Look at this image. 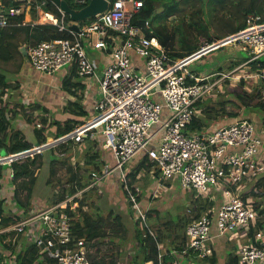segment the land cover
Returning a JSON list of instances; mask_svg holds the SVG:
<instances>
[{"label":"built area","instance_id":"built-area-1","mask_svg":"<svg viewBox=\"0 0 264 264\" xmlns=\"http://www.w3.org/2000/svg\"><path fill=\"white\" fill-rule=\"evenodd\" d=\"M73 1L82 4L87 0ZM108 1L107 9L74 30L70 26L72 20H66V12L54 0H0V27L48 23L69 33L66 37L25 46L33 67L48 74L66 66L75 67L77 73L86 78L87 87L93 79L98 82L94 116L47 147L70 140L81 143L87 136L92 139L100 136L102 148L108 150L113 159L112 162L107 160L100 171H91L90 182L63 202L42 209L37 206V211L0 232L13 229L19 234L25 226H33L27 234L40 245V258H52L57 264H92L89 246L84 237L76 238L72 233L71 216L65 207L85 189L99 187L103 179L118 171L135 216L145 220L147 213L138 200L140 187L136 185L135 191H131L127 185L128 165L145 152L159 168L154 196L155 191L164 186L165 178L174 177L182 189H195L201 198L213 200L187 224V240L182 249H172L171 253L210 256L214 253L212 241L215 238L243 236L245 239L235 251L237 264H264V226H258V220L264 223V214L257 213L250 196L243 198L240 194L245 176L256 177L264 171L263 131H258L249 118H235L217 128L186 131L198 112L196 103L220 90L224 78L238 80L245 76L261 78L264 82V68L246 74L236 72L264 54L261 16L250 13L246 16L245 28L224 39L204 41L193 53L176 57L158 36L147 35L142 26L133 23L134 15L145 0ZM50 3L58 13L48 9ZM33 13L35 18H32ZM227 44L249 52L242 65L222 71L214 79L209 74H195L189 69V62ZM89 46L100 49L108 58L100 74L88 56ZM40 144L0 155V163L33 155L48 145L46 141ZM235 184H239L237 189H233ZM158 248V264H164L166 248L161 244Z\"/></svg>","mask_w":264,"mask_h":264},{"label":"trees","instance_id":"trees-1","mask_svg":"<svg viewBox=\"0 0 264 264\" xmlns=\"http://www.w3.org/2000/svg\"><path fill=\"white\" fill-rule=\"evenodd\" d=\"M71 7L80 8L87 4L89 0L85 3L78 4L73 0H67ZM189 0H183V2H187ZM157 1L155 0H145L144 5L141 10L134 15L133 23L140 25L144 28L147 35L155 34L161 40V42L168 48L170 47L171 40L174 37V31L169 30L166 25L159 23L154 26L151 21L146 20V16L150 15L154 10L159 8L160 4L157 5ZM166 7H164L165 11H168L167 15L177 14L175 11L179 10L177 7V2L174 0H167L165 2ZM48 9L53 10L58 13L56 7L49 4ZM230 14L228 20L230 18H235L236 22H233V27L230 32L225 34L224 38L229 37L228 34H232L234 32L239 31L246 27V16L248 14H258L261 16V22H264V0H239L237 4L233 6V8H229ZM233 10V11H232ZM163 12V14L165 13ZM159 13V12H157ZM199 13L201 16V20L204 18V9L199 5V7L194 9V14ZM36 14L33 13L32 18H35ZM92 17H88L82 21H79L78 24L82 25L83 23L90 20ZM192 19H194V24H198L200 21H196V17L193 15ZM66 20L70 21L71 18L69 14L66 13ZM234 20V19H233ZM203 24V23H202ZM198 25V28H201V25ZM152 29V33L150 32ZM201 30V29H200ZM24 33V41L30 44H35L44 39H51L56 37H66L69 36V33L66 31H59L57 27L53 24L48 23H36L33 26L30 24L24 26H8V27H0V58L4 60H10L14 57V51L17 50L18 44V34ZM198 38H201L206 41H212L216 38L211 34H199ZM228 35V36H226ZM223 37V36H222ZM218 38V37H217ZM184 43L185 53L173 52L169 53L173 56L184 57L189 55L200 48L201 42H190L187 38L182 37ZM32 42V43H31ZM26 45V46H27ZM206 53L205 55L209 54ZM203 55V56H205ZM246 59V58H245ZM244 59V60H245ZM242 60V61H244ZM241 61V62H242ZM241 62H237L240 64ZM231 66L228 70H232L238 66V64ZM260 64L257 66V64ZM251 69L247 73H251L254 70L261 71L264 68V60L261 57L251 62ZM221 70V69H220ZM226 72V71H224ZM80 75L77 73L75 67H72L70 71L63 77L62 79V88L67 90L70 94L74 96V100L69 101V103L75 106L72 109L79 117L88 116L86 109L81 105V101L83 98V92L85 88V84L81 81ZM220 76V73L216 75L214 78ZM251 77L241 76L238 80L233 81L231 78H224L222 81V88L217 90L210 95H207L201 101L196 103V107L198 108V112L194 114L192 120L186 126L187 132L201 131L204 129L217 128L221 125H214V127H210L214 121L218 122V118L221 116H229L231 118L230 122L235 118H249L255 125L258 131H263L262 135L264 138V126L261 128L259 123L257 124L252 117H248L241 112V116L238 111L225 110L222 109L219 111L215 109L211 104L205 102L207 99H211L218 95V93H226L230 102H234L235 104L242 106L243 108L249 110L252 107H257L258 109L264 110V82L261 78L257 79V81H251ZM234 83V84H233ZM6 84V79L3 74H0V149H4L7 153L18 152L32 146L29 139L24 134L25 132L16 128L13 125L12 117H10V109L12 108L11 104L6 103V99L3 98L5 93V87L1 85ZM257 98V101L252 103L254 99ZM213 105V104H212ZM37 106V105H36ZM34 105L33 109L36 107ZM23 109V108H22ZM28 110L23 111V118L25 119V124H29L36 135V138L39 142L46 141L48 131L51 125H55L57 131L55 132V136L59 137L66 132H69L80 126L85 121L83 119L77 118H66L64 120H50L45 114H31L30 108ZM17 107L14 109V114H17ZM42 110H47L46 107ZM222 112V114H221ZM13 114V113H12ZM260 122L264 124V113L260 115ZM256 120V119H255ZM37 123H40V126H37ZM223 125V124H222ZM84 142H86L85 146V160L88 164L93 165V169L100 171L102 168L103 161L101 162L100 157V149L102 150V137L101 139H92L87 136L84 138ZM67 144H70L69 146ZM73 144L76 142L70 140L68 142H64L58 144V148L61 150V154H53V147L49 148L52 152V155L49 158V171L50 177L46 178V183H50L52 178L56 176L57 170V162L62 163L66 166L68 164V170L72 173L70 178L67 180L70 182L69 187H61L59 186V191L57 192L56 202H60L64 200L67 196H70L77 192L79 189L84 188L86 186V182L83 180V177L80 176L79 171L73 169L70 160L71 155H68V152L73 149ZM142 155V156H141ZM141 156V157H140ZM69 157V158H68ZM137 161L136 164L127 172V185L128 189L131 191H135V186L139 179L142 177L143 172L149 173V171L154 169L153 179L159 174V168L156 165V162L153 161L147 153H140L134 161ZM44 157L43 152H36L33 155H28L8 163L12 172V187L10 196L15 201V207L8 206L6 204V198L0 197V229L5 228L11 224H14L21 219L30 215L32 212L33 199L35 195V184L38 179V171L43 165ZM7 163H0V178L3 176V169ZM243 183L245 186L240 189V194L243 198L251 197L252 204L255 207L257 213L264 214V171L260 172L256 177H252L251 175L245 176L243 179ZM123 185V184H122ZM239 184L233 185V189H237ZM55 188L52 190L54 192ZM52 192L53 196L54 193ZM124 193L129 202V211H132V202L130 201L129 194L127 189H124ZM141 194L143 195L142 190L138 195V199L140 200ZM55 198V197H54ZM55 199H53L54 201ZM72 201L77 202V205L72 208V203L70 202L67 207H65L66 211L71 216L72 222V233L76 238L84 237L86 244L88 246L93 245L97 246L99 242H102L103 239L106 242L112 243L117 252L121 251V247H123V243L126 241L127 244V229L124 228V218L119 213L110 212L108 215L103 216L101 213L97 212L94 216L92 213L88 212L84 209L85 202L83 199L75 197ZM213 203V200L201 198L199 195L195 196V199L191 201V210L193 211V215L190 217L185 215H176L171 217H166V221H162L159 209L157 207H152L151 212L149 211L146 215V219L142 220L141 218H137L135 216L134 223L137 225L135 229V241L136 245L133 249V252H130V259L126 261V263L122 264H158V244L163 245L166 248V252L163 254V263L164 264H178L179 258L185 256L186 259L191 258V254L186 255H174L171 253L172 249L180 250L185 245L187 236L185 233L187 224L194 218L199 216L203 210H205L209 205ZM133 216V211L132 214ZM172 215V214H171ZM171 217V218H170ZM137 219V220H136ZM147 219L151 221L154 220L153 226L154 230L149 227ZM259 227H263L264 223L261 220H258ZM143 225V226H140ZM109 229L112 230V233H109ZM4 232V233H2ZM0 232V238L4 241L5 249L9 250L8 256L11 257L10 264H57V262L52 258H40V245L36 242H33L28 238V235L25 237L28 239L29 244L18 252L14 251L16 244L20 241V235L14 239V235L16 234V230L10 229ZM22 235V234H21ZM122 239V241H121ZM14 240V241H13ZM121 241V242H120ZM124 245V246H125ZM131 246V245H130ZM99 249V248H97ZM1 251V250H0ZM2 255V252H1ZM7 254L5 253V256ZM92 264H121L118 263L119 255L112 256L109 259H106L105 256L100 255L99 257L90 256ZM209 257V256H205ZM212 263L216 262L215 255L209 257ZM238 256L235 253H227L225 264H237ZM0 264H5L1 262Z\"/></svg>","mask_w":264,"mask_h":264},{"label":"rangeland","instance_id":"rangeland-1","mask_svg":"<svg viewBox=\"0 0 264 264\" xmlns=\"http://www.w3.org/2000/svg\"><path fill=\"white\" fill-rule=\"evenodd\" d=\"M156 1L158 2L157 5L160 4L159 8L163 7V9L157 11L159 13L153 10L150 15L146 16V20L151 21L154 26L163 22V24L166 25V27L169 30H173L174 37L171 40V44H169L170 47L168 48L170 49V51L180 52L183 54L185 53V51L182 50L184 49V43H183L184 39H182V37L187 38L188 40H191L190 42L195 43L198 41V39L199 41L201 39L198 38V36H201L199 34H211L213 35L214 38H217L222 36L224 37L225 34L230 32L233 27V22H236V20L234 17L228 20L229 14L231 13L229 8H233V6L239 2V0H189L187 2H183V0H174L175 2H177V7L179 10L175 11V13L177 14L167 15L168 11H165L164 9V7H166L165 2L167 0H156ZM199 5L204 9L205 12L203 20H201V16L199 13L194 14V9L199 7ZM164 11L165 13L163 14ZM193 15L196 17V21H200L198 24H194V19H192ZM199 24H202L200 28L201 30L198 28ZM204 41L206 40L203 39L200 42L203 43ZM18 45L21 46L20 43H18ZM229 57H230L229 61L226 62V59ZM231 57L233 58L231 59ZM247 57H249V52L244 51L242 49H238L233 44H227L210 51V53L205 56H201L189 62L188 67L194 69L195 71L200 72V71L209 70L211 67H213L219 62H221L222 64L226 62L225 63L226 65L223 66L225 68L222 69L224 71H228V69L231 66L235 65L237 62L238 63L241 62ZM261 59L264 60V54L262 55ZM20 61H22L19 65L20 73L29 72L32 76H35V79L36 80L38 79L37 85H41V84L45 85L47 81H50L54 77V75L58 74V72L60 71V70H56L55 72L48 74L36 69L35 67L32 66V64L29 61L25 60L24 55L21 54V51H17L11 60H4L0 58V74H3L5 76L6 83H10L7 87V91L8 92L15 91L13 94L15 98L16 96L22 97L25 90L21 87L20 82H19L20 85H18V81H15V79L18 77L17 66ZM244 66H249V65L244 64ZM236 72H241V70L240 71L237 70ZM98 73H100L99 70ZM250 80L257 81L256 78H251ZM233 81H235V79H233ZM54 88L55 86L52 87V89ZM225 94L220 92L218 93L217 96L211 99H207L205 100V102L211 104V106H213L215 109H218L219 111H221L222 109L238 111L240 116H241V112H243L244 115H247L248 117H252V119L257 124L259 123V125H261V128H263L264 124L260 122L261 120L259 117L260 115H263L264 110L258 109L257 107H252L251 109L247 110L242 106L235 104L234 102H230L229 99H232L233 96H231V98H228L229 95L226 96ZM12 98L10 99L13 100L12 103H14L15 98L13 96ZM256 101L257 98L254 99L252 103ZM22 104L26 107L29 106V104H27L26 101L22 102ZM13 116L15 118L16 116L19 115L17 113L16 115ZM21 116L23 118V113ZM89 116L90 115H88L87 118H89ZM218 120H219L218 122L214 121L210 127L212 126L214 127V125L216 124L222 125L227 122H230L231 118L229 116L223 115L219 117ZM86 145H87L86 142L73 144V149L68 152V155L69 156L71 155L69 161L74 167L73 169L79 171L80 176L83 177V180L86 182L87 185L91 180L90 173L94 169H93V165L88 164L85 160L86 155L84 151ZM55 147L58 148V146ZM263 147H264V141H263ZM41 152H43L44 161L42 167L38 171V179L35 184V195L37 197L35 201H33L34 205L32 208V212L37 211V206H40L38 208L42 209L45 206H50L54 204L56 202V198L58 197L57 192L59 191V186L66 188L69 187L71 184L70 182L67 181L72 174L68 170V164H66L65 166L60 162L56 163L57 164L56 176L52 178V181L50 183H46V178L50 177L49 155L51 154V150L48 148L42 150ZM6 153L7 152H5L4 149H0L1 156H5ZM100 157H101V162L103 161V164L107 160L109 162H112V158L111 157L106 158L103 150L101 149H100ZM136 162H137L136 160L132 161L128 165L127 172L130 169V167L136 164ZM5 167L8 168V166ZM152 177L153 175L151 170L149 171V173L143 172L142 177L139 179V182H137V185L140 187V191L142 190L143 195L145 193H148L149 195V192L151 193L153 191V187L156 184V182L155 180L152 179ZM168 183H170V185H168ZM98 186L99 187H91L85 189L83 192L79 194L78 198L83 199V201L85 202L84 209L92 213L94 216L96 215L95 213L97 212L101 213L103 216L108 215L110 212L119 213L121 216H123L124 218L123 220L125 222L124 228L127 229L128 241L126 245H125L126 243L125 241L123 243V247H121V251L117 252V249L114 248L112 243H109L107 241L105 242L103 239V241L99 242L97 246L96 245L89 246L90 249L89 254L90 256H95V257H99L100 255H102L105 256L106 259H109L112 256H115L116 254V256L119 255L120 260L122 259L124 260L125 257H127L128 259L129 250L130 252H133V249L136 245L135 229L137 225L134 223L135 210L131 206L133 211V216L131 215L132 211L128 210L129 202L124 193V189L126 188L125 183L122 181L121 177L119 176V172L117 171L114 172L109 177L103 179L98 184ZM54 188L55 190L53 192L52 190ZM165 189L167 190L164 191ZM52 192L54 193V196ZM196 195H198V193L195 189L184 190L181 188L178 181L174 182V177H168L164 179V186H161L159 190L155 191L156 197L152 196V194L149 195L150 197L149 202L152 203L150 204L151 208L157 207L159 209L162 221H166V217H169L168 215H170L173 218L176 215H185L191 218V216L193 215V211L191 210L192 209L191 201L192 199H195ZM53 199L55 200L53 201ZM11 200L13 201L12 198ZM63 201L64 200L60 202ZM71 203L73 207L77 205L76 202L74 201H72ZM67 205H69V203ZM141 208L142 210L146 211V213L150 209L149 206H145ZM188 209H190V211H188ZM147 221L149 227L152 228L153 231H155L153 226L154 220L151 221L150 219H147ZM109 233H112V230L109 229ZM237 233H239V230H237ZM244 239L245 237L243 236L230 237L228 235H223V236H219L218 238H215L212 241L214 255L216 258L215 263H212L211 260L209 259V257H211L212 255H210L209 257H202L194 254L191 256L190 259H186L185 256H182L181 258H179L180 262L178 264H225L227 253L230 252L235 253L239 243ZM129 243H132L133 246H128Z\"/></svg>","mask_w":264,"mask_h":264},{"label":"crops","instance_id":"crops-1","mask_svg":"<svg viewBox=\"0 0 264 264\" xmlns=\"http://www.w3.org/2000/svg\"><path fill=\"white\" fill-rule=\"evenodd\" d=\"M29 17L30 16H27V18H29ZM22 26H24V25H22ZM17 33H20V31ZM228 35H230V34H228ZM17 37H18V43H20L21 46L17 44V50L14 51V55L17 51H21V54L24 55L25 60L28 61L26 51H25V46L27 44H29L28 43L29 41L28 42L24 41V39H23L24 33H22V32L20 34H18ZM218 38H223V37H218ZM19 47H20V49H19ZM87 52H88L89 58L92 59L94 64H95L96 72L98 73V70H99L101 73V71H102V69H103V67H104V65L108 59L106 56V53H103V51H101L100 49L91 48L90 46L87 47ZM232 58L233 57H231V59ZM229 59H230V57L226 59V62H228ZM21 62L22 61H20L18 63V66H17L18 67V71H17L18 77L15 79V81H18V85H20V83H21V87L23 89H25L23 96L22 97L16 96V98H15V96L13 95L15 91L8 92L7 87L10 83H6L5 85H1V86L5 87V90H6L4 95H3V98H5L7 100L5 102L12 105L11 106L12 108L10 109V117H12L13 125L16 126V128L22 129L25 132L24 134L26 135V137L28 139L30 137H32L34 130L29 124H27V123L25 124V119L22 118V116H21L24 110H28L27 108L32 109L31 114H35V115L36 114H45V115H47L49 121L54 120V119L64 120L66 118H77V119L79 118V119H83L84 121H86V120L88 121L89 119H91L94 116V113L96 111L95 103H96V99L98 98V95H99L98 94V87H97L98 82L97 81H95L93 79L91 81L90 85L87 87L86 86V78L79 76L81 81L85 84L81 105L86 109L88 115H90L89 118H87L88 116L79 117L74 112H72V109H74L75 106H73L69 103V101H72L75 99L74 96L72 94H70L67 90L62 88V79L70 71V69L72 67L66 66V67H63L62 69H59L60 71L58 72V74H55L54 77L50 81H47L45 85H43V84L37 85L38 79L36 80L35 76H32L29 72L20 73V66L19 65ZM226 62H224L223 64L221 62H219L216 65H214L213 67H211L209 70H206V71H200L199 72V71H195L192 68H189V69L192 72H194L195 74H199V73L209 74L210 78H213L216 75H218L220 72L224 71L222 68H225L223 66L226 65L225 64ZM241 63H243V61ZM240 64H238V65H240ZM249 69H251V66H244L243 65V66H241V68H239L238 71L241 70L242 73L246 74L249 71ZM100 73H98V74H100ZM53 86H55L54 89H52ZM49 91H51L52 93ZM8 95L10 98H12V96L15 98L14 103H12L13 100H11L8 97ZM25 101L27 104H29L28 107H26L22 104V102H25ZM34 105L35 106L37 105V106L33 109ZM67 106H70L72 109H70V107H67ZM16 107H17L16 111H18L17 113L21 117L16 116L14 118L13 115H16V114H12V113H14V109ZM45 107L47 110H42ZM56 131H57L56 126L51 125L50 129L48 131L47 138L49 136L54 135ZM96 139L99 140V139H101V137L99 136ZM83 142H81V143H83ZM67 145L69 146L70 144H67ZM102 150H103L106 158L111 157V153L108 150L103 149V148H102ZM53 154L60 155L61 150L54 146L53 147ZM51 155H52V152L49 156H51ZM112 161H113V159H112ZM11 174H12L11 168L8 165V168L3 169V176H2V178H0V197L6 198L5 201H6V204L8 206H13V208H16L15 207V201L14 200L12 201L11 196H10V192H11L10 190L12 187V181H11L12 176H11ZM153 180H155V182H156V184L153 187V191H154V189L156 188V185H157V181H156V179H153ZM177 181H178V179L174 180V182H177ZM168 185H170V183H168ZM167 189H165L164 191H166ZM153 191L151 193L149 192V195L152 194V196H154ZM149 195H148V193H145L143 196L141 194V198H140V200L139 199L138 200H139V204L141 207L149 206L150 207L149 211L151 212L152 208H151L150 204H152V203L149 202V199H150ZM36 197L37 196H34V199H33L34 201H35ZM154 197H156V196H154ZM33 205H34V203H33ZM33 205H32V208H33ZM148 212H147V214H148ZM29 214L31 215L32 212H30ZM32 228H33V226H25L24 231H21L19 234L16 233L14 235V239L17 237V235L18 236L20 235V241L16 244V247L14 248L15 252H18L19 250L20 251L23 250L29 244V241L25 237V235H28L27 231L29 229H32ZM2 233H4V232H2ZM28 238L31 239L29 235H28ZM6 240L7 239L5 238L4 241H6ZM4 241H2L0 238V250L2 252V255H1L2 256V262L5 264H10L11 257L8 256L9 250L5 249V247H4ZM130 245L133 246L132 243L128 244V246H130ZM5 253L7 254L6 256H5ZM128 254H129L128 259H130V255H131L130 250H129ZM128 259H127V257H125V259H124L125 261H124L123 259L120 260V257H118V263H120V262H121V264L126 263V261Z\"/></svg>","mask_w":264,"mask_h":264},{"label":"water","instance_id":"water-1","mask_svg":"<svg viewBox=\"0 0 264 264\" xmlns=\"http://www.w3.org/2000/svg\"><path fill=\"white\" fill-rule=\"evenodd\" d=\"M54 1L58 3L67 14H69L72 20V23L70 26L74 30H79V24H78L79 21H82L88 17L94 16L97 13L104 11L109 6L108 0H89L87 4H85L84 6L80 8L71 7L67 0H54ZM162 9L163 7H160L157 11H160ZM56 139H58V137H56L55 134L52 136H49L46 139V142L48 143V145L42 146L41 151L43 149L48 148L47 146L53 143ZM29 141L31 142L32 146H35V147L41 146V144L39 143V140L36 138L35 133L32 134V137L29 138Z\"/></svg>","mask_w":264,"mask_h":264},{"label":"clouds","instance_id":"clouds-1","mask_svg":"<svg viewBox=\"0 0 264 264\" xmlns=\"http://www.w3.org/2000/svg\"><path fill=\"white\" fill-rule=\"evenodd\" d=\"M39 143H41V142H39ZM48 149V148H47ZM45 150V149H44Z\"/></svg>","mask_w":264,"mask_h":264},{"label":"bare ground","instance_id":"bare-ground-1","mask_svg":"<svg viewBox=\"0 0 264 264\" xmlns=\"http://www.w3.org/2000/svg\"><path fill=\"white\" fill-rule=\"evenodd\" d=\"M222 39H224V38H222Z\"/></svg>","mask_w":264,"mask_h":264}]
</instances>
